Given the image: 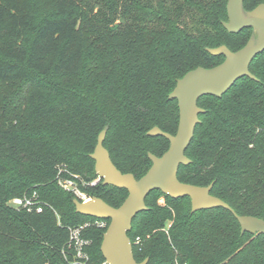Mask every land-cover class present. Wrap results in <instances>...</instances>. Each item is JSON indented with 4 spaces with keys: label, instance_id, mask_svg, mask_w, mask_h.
Instances as JSON below:
<instances>
[{
    "label": "trees",
    "instance_id": "16d2710c",
    "mask_svg": "<svg viewBox=\"0 0 264 264\" xmlns=\"http://www.w3.org/2000/svg\"><path fill=\"white\" fill-rule=\"evenodd\" d=\"M228 0H0V264H69L72 228L94 262L103 261L96 218L76 211L72 178L91 197L119 207L128 191L93 184L90 156L101 131L124 173L141 178L176 134L179 107L169 95L199 66L221 63L208 48H242L253 28L229 32ZM264 0H245L252 10ZM222 97L204 96L179 179L207 186L239 215L264 219V51ZM10 84L13 89L3 85ZM109 141V142H108ZM37 192L42 212L12 206ZM161 197L165 204L159 203ZM129 236L148 264H264V233L242 234L223 207L192 212L189 197L153 190ZM170 223V224H168ZM137 237L140 242L136 243Z\"/></svg>",
    "mask_w": 264,
    "mask_h": 264
},
{
    "label": "water",
    "instance_id": "95a60500",
    "mask_svg": "<svg viewBox=\"0 0 264 264\" xmlns=\"http://www.w3.org/2000/svg\"><path fill=\"white\" fill-rule=\"evenodd\" d=\"M245 0H228V20L224 27L231 33H239L246 28L254 32L248 42L233 51L223 44L208 48L214 56L223 55L225 59L216 66H199L188 71L170 93V99H176L179 107V126L176 134L163 131L155 126L148 131L151 136H164L170 142L168 150L161 156L149 153L152 165L145 175L136 178L133 173L122 172L113 162L109 150L105 147L106 130L101 131L98 143L90 156L95 160V171L105 185L125 189L128 196L119 207L108 204L99 197L87 202L78 197L74 199L76 211L99 220H109L104 233L101 252L108 264H148L149 259L138 261L135 257L133 242L129 232L134 218L148 209L147 196L153 190H160L172 198L189 197L192 212L207 211L223 207L230 210L241 225V232L264 233V219L253 215H239L226 201L212 193L213 183L200 186L183 182L178 172L181 165H189L192 160L186 150L190 146L200 115L205 112L199 106L204 96L222 97L241 78L257 79L250 66L254 58L264 51V3L252 10H246Z\"/></svg>",
    "mask_w": 264,
    "mask_h": 264
},
{
    "label": "built area",
    "instance_id": "2783aa9c",
    "mask_svg": "<svg viewBox=\"0 0 264 264\" xmlns=\"http://www.w3.org/2000/svg\"><path fill=\"white\" fill-rule=\"evenodd\" d=\"M101 179L97 177L92 181L93 184L97 183ZM60 186L66 190L72 191L81 201L87 202L92 199L91 196L83 192L78 186L77 182L72 178H63L58 179ZM9 203L17 208H24L27 210H36L42 212L44 208L43 201L40 200L37 192H34L32 195L17 196L12 198ZM96 224L100 227L107 225L105 220H96ZM88 224L84 226L75 227L71 229L69 248L73 251V258L69 260V264H108L107 260L104 259L100 262H94L87 251V245L90 244L89 240L85 239L81 231ZM140 242V237H137L136 243Z\"/></svg>",
    "mask_w": 264,
    "mask_h": 264
},
{
    "label": "rangeland",
    "instance_id": "374dc122",
    "mask_svg": "<svg viewBox=\"0 0 264 264\" xmlns=\"http://www.w3.org/2000/svg\"><path fill=\"white\" fill-rule=\"evenodd\" d=\"M254 32V31H253ZM253 32H252V34H253ZM252 34H251V36H252ZM6 89L8 88V89H13V86L12 85H10V84H4L3 85ZM103 130H106V136L108 137V139L110 138L111 139V131L110 132H108V130H109V128L108 127H105ZM102 130V131H103ZM109 142V141H108ZM159 203H161V204H165V198L164 197H161L160 199H159ZM168 224H170V223H168Z\"/></svg>",
    "mask_w": 264,
    "mask_h": 264
}]
</instances>
